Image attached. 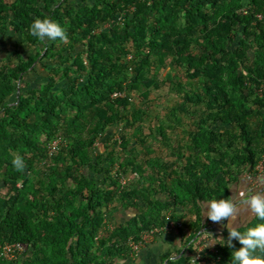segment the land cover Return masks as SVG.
<instances>
[{
    "label": "trees",
    "instance_id": "1",
    "mask_svg": "<svg viewBox=\"0 0 264 264\" xmlns=\"http://www.w3.org/2000/svg\"><path fill=\"white\" fill-rule=\"evenodd\" d=\"M36 17L60 22L68 40L32 37ZM7 38L14 48L6 56L0 48V247H24L0 264H116L167 219L191 232L169 264H230L233 249L216 241L228 239L227 228L212 236L204 262H191L190 241L207 230L203 204L231 196L264 156V0H0ZM166 67L187 80L161 76ZM38 68L41 80L28 82ZM166 83L184 101L151 116L158 98L150 93ZM112 127L119 135L97 151ZM56 138L63 141L50 155ZM129 209L133 216L116 217ZM258 223L254 215L237 228Z\"/></svg>",
    "mask_w": 264,
    "mask_h": 264
},
{
    "label": "clouds",
    "instance_id": "2",
    "mask_svg": "<svg viewBox=\"0 0 264 264\" xmlns=\"http://www.w3.org/2000/svg\"><path fill=\"white\" fill-rule=\"evenodd\" d=\"M29 33L39 41L68 40L67 29L58 21L49 17H36L29 25ZM15 169L22 171L25 167L24 158L15 155L12 159ZM242 203L247 206L256 217L264 221V192L247 194L239 193ZM240 211L236 201L231 196H221L208 202L206 216L213 222L221 223L228 229V239L216 238L220 244L232 248L230 264H264V223L250 226L243 233L238 230L236 220ZM227 221V223H224ZM240 243L239 248L233 246V241ZM177 260V252H172L168 257L169 262Z\"/></svg>",
    "mask_w": 264,
    "mask_h": 264
},
{
    "label": "crops",
    "instance_id": "3",
    "mask_svg": "<svg viewBox=\"0 0 264 264\" xmlns=\"http://www.w3.org/2000/svg\"><path fill=\"white\" fill-rule=\"evenodd\" d=\"M69 1L77 2L79 0ZM40 75L41 73L38 71V73L33 74L31 78L33 80H39L38 77ZM240 192H245L249 195L254 194L255 192H264V171L254 178L245 176L244 178L238 180L237 183L232 187L230 194L231 198L236 201L240 209V211L238 212V218L235 222L237 227L254 216L251 211L246 210L247 206L242 203L241 197L239 195ZM207 205L208 203L203 204V213L205 218H207ZM177 210L182 214L185 211V207H179L177 208ZM134 213L135 210L129 209L124 214L123 212L116 213V217L118 219H125V216H133ZM224 223H227V221H225ZM216 225L217 226H215L214 224H210L207 221V230H200V235H196L191 239L190 242L195 241L196 243L194 249L195 253L207 255L213 251L215 240L212 236L220 233L219 227H224L221 223H218ZM190 234L191 232L187 231L185 228L182 231L173 229L167 232H163L155 236L150 242L141 247L139 251L133 252L129 256V258L121 259L117 261L116 264H160L163 261L166 262L172 252H177L178 258L180 255H182V253L186 251L185 249L188 244H185V239Z\"/></svg>",
    "mask_w": 264,
    "mask_h": 264
},
{
    "label": "rangeland",
    "instance_id": "4",
    "mask_svg": "<svg viewBox=\"0 0 264 264\" xmlns=\"http://www.w3.org/2000/svg\"><path fill=\"white\" fill-rule=\"evenodd\" d=\"M0 48H2L1 50L4 51V53L2 55L6 56L7 52L14 48V41L11 39H8V38L0 40ZM38 71L41 73L40 77H38L39 80H41V76H43L45 74V72L41 68H38ZM174 73H177L179 75L177 78L178 81L184 83L187 80L186 77L183 76V74L177 68L170 69L169 67H166L164 69V71H162L161 76H166L167 78H170V76ZM149 75H150V73H149ZM32 76H33V73L30 74L28 77L26 76L25 79L28 82L34 83L37 80H33L31 78ZM173 86H174L173 83H166V85L161 86V89L154 90L152 93H150L149 97L151 99L155 98V97L158 98V100L156 101L157 102L156 105H158V106L155 109H151V110H154V111L150 112L151 116H154L156 114L157 116L161 117L163 114L168 112L170 106L183 103L184 97L181 95H178L176 92H174L172 89H170ZM189 93L192 94L191 91H189ZM134 101L136 103H138L140 100L137 97H135ZM178 114L181 115V117H183V118L186 116V114L183 112H179ZM146 119L147 120L144 123V126H145V132L147 133L148 127L151 125V123L154 121V119L151 117H149V119L147 117ZM110 134H116V136H117V135H119V131L117 132V129L115 127L110 128L109 131L101 139H99L97 141V149H96L97 151H100L103 148L104 141L106 140L107 136ZM151 139L152 138L150 137L149 140L151 141ZM153 142L155 143V141H153ZM129 179H132V175L129 176Z\"/></svg>",
    "mask_w": 264,
    "mask_h": 264
},
{
    "label": "built area",
    "instance_id": "5",
    "mask_svg": "<svg viewBox=\"0 0 264 264\" xmlns=\"http://www.w3.org/2000/svg\"><path fill=\"white\" fill-rule=\"evenodd\" d=\"M121 20H122V17L119 16L117 18V21L120 22ZM122 95L123 94H121V93H114L113 97H118V96H122ZM62 141L63 140L61 138H56L50 142L49 147H48L50 155L55 153L58 150ZM254 170H256V172H257L256 176H258L259 174H261L264 171V156L258 162V164L256 165ZM246 176L249 178H254L249 173L246 174ZM121 183L125 184L126 180L123 178L121 180ZM208 222L210 224H214L216 226V222H213L210 219H208ZM183 227H184V224L182 221H174L171 219H167V221L164 225L157 226V227L151 228L149 230L143 231L140 235L139 241L138 242H135V241L130 242V247H131L133 252H137L140 250L141 247H143L148 242H150L155 236H157L163 232H167L169 230L180 229ZM23 247L24 246L20 243H10V244L7 243V244L0 247V257L12 259L15 257L16 253L21 252L23 250ZM202 258H203V256L201 254L195 253L194 256L191 257V262H204L205 260H203Z\"/></svg>",
    "mask_w": 264,
    "mask_h": 264
}]
</instances>
